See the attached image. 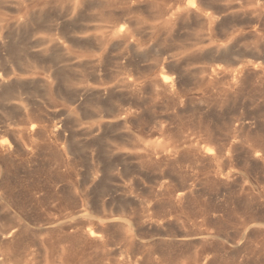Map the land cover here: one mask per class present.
Instances as JSON below:
<instances>
[{
  "label": "rangeland",
  "instance_id": "rangeland-1",
  "mask_svg": "<svg viewBox=\"0 0 264 264\" xmlns=\"http://www.w3.org/2000/svg\"><path fill=\"white\" fill-rule=\"evenodd\" d=\"M0 264H264V0H0Z\"/></svg>",
  "mask_w": 264,
  "mask_h": 264
},
{
  "label": "bare ground",
  "instance_id": "bare-ground-1",
  "mask_svg": "<svg viewBox=\"0 0 264 264\" xmlns=\"http://www.w3.org/2000/svg\"><path fill=\"white\" fill-rule=\"evenodd\" d=\"M1 78V77H0ZM1 80V79H0Z\"/></svg>",
  "mask_w": 264,
  "mask_h": 264
}]
</instances>
